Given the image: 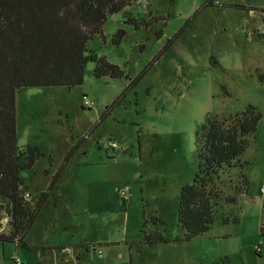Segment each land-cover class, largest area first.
Listing matches in <instances>:
<instances>
[{"label":"rangeland","instance_id":"1","mask_svg":"<svg viewBox=\"0 0 264 264\" xmlns=\"http://www.w3.org/2000/svg\"><path fill=\"white\" fill-rule=\"evenodd\" d=\"M206 2L137 0L125 10L134 22L109 17L88 48L122 79L96 78L89 63L73 90L17 94V144L43 154L22 177L34 198L49 197L29 249L0 243V264H264V0ZM119 30L126 37L114 45ZM250 105L262 119L243 158L250 186L232 208L239 223L175 242L181 190L198 166L195 133ZM155 231L170 241L145 244Z\"/></svg>","mask_w":264,"mask_h":264},{"label":"trees","instance_id":"2","mask_svg":"<svg viewBox=\"0 0 264 264\" xmlns=\"http://www.w3.org/2000/svg\"><path fill=\"white\" fill-rule=\"evenodd\" d=\"M135 1L0 0V210L7 217V229L0 226V243L29 249L25 236L49 197L42 193L34 198L22 177L43 154L37 147L17 144V94L39 87L73 90L83 85L89 63L95 64L96 78H124V71L88 45L103 36L109 17L124 12L126 22H134L125 10ZM215 1L207 0L205 6H219ZM125 37L119 30L113 44ZM261 119L258 108L250 105L228 118L207 120L195 133L198 166L192 182L181 190L175 242H191L215 227L239 223L232 208L249 190L250 163L243 158ZM260 236L264 239V224ZM169 241L160 231L144 236L149 246ZM213 264L234 263L224 257Z\"/></svg>","mask_w":264,"mask_h":264},{"label":"built area","instance_id":"3","mask_svg":"<svg viewBox=\"0 0 264 264\" xmlns=\"http://www.w3.org/2000/svg\"><path fill=\"white\" fill-rule=\"evenodd\" d=\"M214 3H215L216 5H221L220 2H219V0H216ZM84 105H85V106H92L93 103H91V102H89V101L86 100L85 103H84ZM111 146H112V147H116V145H115L114 143H111ZM261 194L264 195V185L261 187ZM15 263H16V264H22V263H21V260H20L19 258L15 259Z\"/></svg>","mask_w":264,"mask_h":264}]
</instances>
